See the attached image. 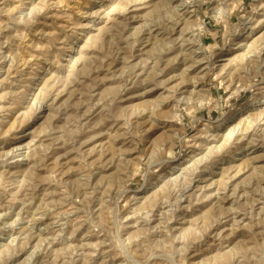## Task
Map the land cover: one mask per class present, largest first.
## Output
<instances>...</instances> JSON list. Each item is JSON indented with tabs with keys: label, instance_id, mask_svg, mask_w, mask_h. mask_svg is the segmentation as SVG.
I'll use <instances>...</instances> for the list:
<instances>
[{
	"label": "rangeland",
	"instance_id": "1",
	"mask_svg": "<svg viewBox=\"0 0 264 264\" xmlns=\"http://www.w3.org/2000/svg\"><path fill=\"white\" fill-rule=\"evenodd\" d=\"M0 264H264V0H0Z\"/></svg>",
	"mask_w": 264,
	"mask_h": 264
},
{
	"label": "bare ground",
	"instance_id": "2",
	"mask_svg": "<svg viewBox=\"0 0 264 264\" xmlns=\"http://www.w3.org/2000/svg\"><path fill=\"white\" fill-rule=\"evenodd\" d=\"M196 43V44H195ZM199 44H200V42H199V40H194V44L192 43L191 45H192V47L193 46H199ZM201 45V44H200ZM199 50H200V48H198ZM197 50V49H196ZM193 51V50H192ZM195 52V51H194ZM195 54V53H194ZM184 57V56H183ZM182 57V58H183ZM184 60V59H183ZM41 220H42V218H41Z\"/></svg>",
	"mask_w": 264,
	"mask_h": 264
}]
</instances>
